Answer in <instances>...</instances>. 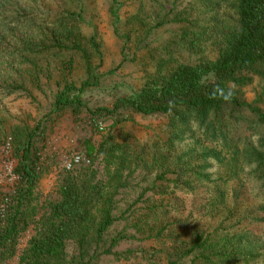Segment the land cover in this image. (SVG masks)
<instances>
[{
	"label": "trees",
	"instance_id": "16d2710c",
	"mask_svg": "<svg viewBox=\"0 0 264 264\" xmlns=\"http://www.w3.org/2000/svg\"><path fill=\"white\" fill-rule=\"evenodd\" d=\"M199 1L211 7L213 21L202 20L203 5L197 6L196 0L184 8L178 0H163L150 15L130 16L129 29L121 35L123 59L144 64V83L104 103L85 97L102 82V51L95 35L86 37L78 29L81 12L66 10L44 19L36 13L5 14L9 0H0V94H31L18 75L23 65L28 66L25 71L31 82L42 90V78L49 81L52 70L48 68L42 76L38 58H47L51 65L52 57L61 60L70 54L57 66L59 79L51 110L32 124L8 125L0 115V161L5 157L13 174L0 183V264H97L106 256L118 260L135 256L138 249L119 251L116 247L142 239L144 219L157 213L162 202L153 197L144 201L147 213L137 217L135 233L126 228L113 235L109 231L130 221V213H136L134 206L145 198L141 195L165 194L171 183L172 188L189 185L190 176L201 175L192 161L221 156L223 148L232 155L234 164L230 159L226 163L233 171L239 167L238 154H246V167L262 181L254 193L264 201V0ZM222 8L232 13L228 21L219 17ZM171 25L181 30L174 31L161 47L151 46L154 32ZM211 32L215 47L206 51ZM76 55L84 74L78 81L70 78L77 66ZM137 115L166 117L168 137L160 139L155 134L157 139L142 142L123 129ZM243 121L253 130L258 127L263 139L241 150L230 135ZM64 122L82 132L81 144L89 162L59 168L46 189L43 181L50 178L51 162L59 156L54 150V127ZM190 122L191 129H184V123ZM193 128L218 141L216 147L205 146L195 157L190 152L178 155L176 143ZM97 136L100 142L94 141ZM186 155L188 159L183 160ZM141 170L145 175L140 176ZM136 177L140 179L133 185ZM142 181L149 183L141 187L140 196L116 213L121 192ZM225 187V179L215 185L221 197H225ZM166 229L158 230L156 237ZM174 254H179L178 259L167 264H178L188 256L192 264L248 260L242 240L205 231L195 232Z\"/></svg>",
	"mask_w": 264,
	"mask_h": 264
},
{
	"label": "rangeland",
	"instance_id": "374dc122",
	"mask_svg": "<svg viewBox=\"0 0 264 264\" xmlns=\"http://www.w3.org/2000/svg\"><path fill=\"white\" fill-rule=\"evenodd\" d=\"M160 1L163 0H9L5 4L3 12L5 14L36 13L43 19L47 15L66 10L81 12V20L77 21L78 29L86 37L95 35L100 42L102 51V65L99 68V72L103 75L102 82L98 87L88 90L85 97L88 101L100 100L109 103L115 99L116 95L131 93L142 87L144 64L139 61L134 63L133 60L124 61L121 35L123 31L129 29L127 21L131 15L136 13L150 15L153 11L160 9ZM191 2L192 0H178V4L183 8L188 7ZM196 3L197 6L203 5L202 20L213 21L211 7L199 0H196ZM221 10L219 17L228 21L232 13L225 8ZM115 12L121 18L120 22H117ZM180 30V26L171 25L155 31L149 39L151 46L161 47L164 42L172 37L174 31L179 32ZM212 33H209L210 37L206 39V51H211L215 47ZM141 54H144V51ZM65 57H70V54L62 55L61 60H66ZM75 57L77 66L70 78L78 81L84 77V74L78 61L79 57L77 55ZM61 60L52 57L50 60L52 64L49 65L47 58H38L42 76L46 74L48 68L52 70L49 81L44 77L42 78V90L31 82L30 75L25 71L28 66L20 67L18 74L21 77L20 81L25 84L31 94L22 91L7 96L0 94V115L6 118L8 125L19 121L35 123L52 109L54 95L57 92L55 82L59 79L60 69L57 66H61ZM167 124L168 119L164 116L137 115L135 121L126 123L123 129L136 135L142 142H146L148 139L150 142L152 138L157 139L155 134H158L160 139L168 137ZM192 125L191 122L184 123L183 127L184 129H191ZM235 128L236 130L230 136L236 140L241 150L244 149L245 145L251 143L252 145L255 144L254 147L259 145L260 140L263 139L260 135V129L257 127L256 130H253L247 121L240 122ZM54 131V150L59 156L51 162L50 178L43 181V187L46 189L50 188L55 181L59 168L71 169L74 166L86 165L89 162L83 152L81 144L83 134L81 131H77L68 122L61 123L57 128L55 126ZM191 131L186 132L184 138L179 139V142L176 143L178 155H185L190 152V156L195 157V154L201 153L205 146L216 147L218 141H214L208 136L204 137L202 132L195 130V128ZM93 139L96 142L101 141L99 136L93 137ZM220 154L221 156L198 157L192 161V164L199 167L201 175L190 176L189 185L172 188L173 184L171 183L170 191L165 194L154 195L151 192H146L141 195L145 198L140 199L134 206L136 213H130V221L128 222L130 226L128 223L121 222L109 231V235H113L126 228L128 232L135 233L136 229L133 225L136 223L137 217L147 213L144 210L146 209V202L144 201L153 197L162 202V206L156 210L157 213L154 212L155 214H150L144 219L142 239L123 242L116 247L119 251L135 248L139 252L127 260H118L114 259L113 256H106L101 258L97 264H167L169 260L178 259L179 254L177 252L180 245L188 244L195 232L201 231L214 232L226 237L236 236L242 240V248L248 253V260L243 258L239 264H264V201L254 193L262 181L256 179L255 173H250V169L246 167V154L244 152L238 154L239 167L237 171H233V168L226 163L230 159V162L234 164L232 155L228 150L223 148ZM76 156L80 159L78 162L73 161ZM147 159H151L150 154ZM187 159L188 155L183 156V160ZM11 169V164L3 157L0 161V183L13 178ZM141 171L142 175L140 173L139 175H145L146 171ZM137 177L132 182L133 185L140 179ZM222 177L223 179L220 181ZM224 179L226 181L225 197H221L215 185ZM182 182L185 183L183 180ZM148 183V181H142L138 187L125 188L119 195L120 201L116 213H120L128 204L134 202L140 196L141 187L142 189L145 188ZM158 183L165 182L159 181ZM164 226L167 229L156 237L157 231ZM69 250H72V245L69 246ZM172 254L174 255L171 256ZM178 264H192V256L180 258Z\"/></svg>",
	"mask_w": 264,
	"mask_h": 264
},
{
	"label": "built area",
	"instance_id": "2783aa9c",
	"mask_svg": "<svg viewBox=\"0 0 264 264\" xmlns=\"http://www.w3.org/2000/svg\"><path fill=\"white\" fill-rule=\"evenodd\" d=\"M79 160H80V159H79L78 156L74 157V159H73L74 162H78Z\"/></svg>",
	"mask_w": 264,
	"mask_h": 264
},
{
	"label": "clouds",
	"instance_id": "9594fccd",
	"mask_svg": "<svg viewBox=\"0 0 264 264\" xmlns=\"http://www.w3.org/2000/svg\"><path fill=\"white\" fill-rule=\"evenodd\" d=\"M224 98H227V97H224Z\"/></svg>",
	"mask_w": 264,
	"mask_h": 264
}]
</instances>
